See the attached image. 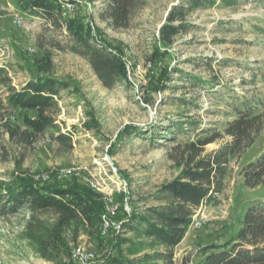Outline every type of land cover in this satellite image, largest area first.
Listing matches in <instances>:
<instances>
[{"label":"rangeland","instance_id":"374dc122","mask_svg":"<svg viewBox=\"0 0 264 264\" xmlns=\"http://www.w3.org/2000/svg\"><path fill=\"white\" fill-rule=\"evenodd\" d=\"M108 1L81 0L79 5L94 31L126 64L125 81L113 88L105 87L89 62L67 48L71 37L65 26L30 16L18 0H0V66L9 69L16 87L48 74L68 81L58 122L63 132H73V148L65 151L48 133L33 143L12 139L9 116L0 118V181L19 176L44 182L77 179L93 190L105 210L101 226L74 221L61 226L59 234V217L41 215L49 230L41 240L29 233L30 212L0 217V264H91L111 238H138L123 230L121 218L159 205L155 195L186 167L185 144L222 130L234 117L233 105L245 98L257 97L264 113V0H203L174 23L186 27L167 45L169 55L159 60L162 27L177 7L190 3L145 0L127 27L114 28L101 16ZM20 114L11 115L13 123ZM179 122L185 128L194 122V131L179 133L177 140L165 138L166 129ZM129 126H137L139 133L129 135ZM229 139L209 143L204 155ZM262 152L264 129L252 147L231 159L218 200L197 210L174 248L175 264H204L211 251L207 247L239 241L245 212L264 202V186H245L241 172ZM104 218L121 227L112 225L104 232Z\"/></svg>","mask_w":264,"mask_h":264},{"label":"trees","instance_id":"16d2710c","mask_svg":"<svg viewBox=\"0 0 264 264\" xmlns=\"http://www.w3.org/2000/svg\"><path fill=\"white\" fill-rule=\"evenodd\" d=\"M32 17H39L55 27L65 26L70 42L67 48L85 58L100 81L107 88L126 79V64L121 54L110 48L102 36L94 31L89 17L80 11V3L73 13L62 18V3L59 0H18ZM145 0H109L101 16L114 28H125L133 14ZM189 6L177 7L170 15L169 23L160 31L157 57L169 55L167 45L185 28L174 25L191 10L203 4V0H187ZM176 69L174 72H178ZM182 75V74H180ZM166 80L171 82L169 73ZM70 83L52 75L31 78L21 87L12 83L9 69L0 66V118L12 139L33 143L40 135L48 133L62 150L73 148V132H63L58 122L61 111L62 93ZM257 97L245 98L233 105L234 117L222 130L202 129L207 137H198L184 146L186 167L178 178L165 183L154 199L158 206L146 212L127 214L121 218L122 228L138 238L116 236L111 238L91 264H175L174 248L178 246L191 225L192 218L203 203L218 200L224 188V179L232 158L243 154L253 146L264 129V113ZM20 112V121L13 123L11 115ZM195 122V121H194ZM194 122H185L166 129L165 138L177 140L185 130L194 131ZM177 128V129H175ZM129 135L139 133L137 126H129ZM228 136L230 139L220 149L204 155L209 143ZM243 183L249 188L264 186V152L247 163L241 172ZM90 188L77 179L35 181L29 177H16L12 182L0 181V217L26 210L31 214L29 233L41 240L46 230L41 218L44 214L58 216L56 232L70 222L78 225L101 226L105 213L103 203ZM244 223L239 231V241L230 244L214 243L207 247L204 264H264V202L250 207L243 216ZM150 249L148 252H144ZM68 264H82L71 261Z\"/></svg>","mask_w":264,"mask_h":264},{"label":"built area","instance_id":"2783aa9c","mask_svg":"<svg viewBox=\"0 0 264 264\" xmlns=\"http://www.w3.org/2000/svg\"><path fill=\"white\" fill-rule=\"evenodd\" d=\"M61 3H62V11L60 13V16L62 18H66L67 16H69L71 13L74 12L76 6L78 3L81 2V0H59ZM19 23L22 22V20H18ZM71 171L70 170H63V173L67 174V173H70ZM105 224H104V232L108 229V227L114 225V226H117L118 228L121 227V224L120 223H116V222H111V220H107L105 219ZM200 221H196V226L200 225ZM78 252H81V248H78L77 250ZM77 252V253H78ZM79 254V253H78ZM75 256H77V254H75Z\"/></svg>","mask_w":264,"mask_h":264}]
</instances>
